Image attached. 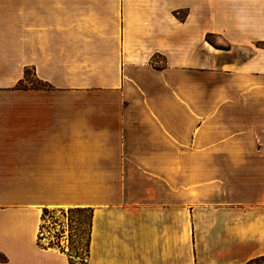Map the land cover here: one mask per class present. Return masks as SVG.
I'll list each match as a JSON object with an SVG mask.
<instances>
[{"label":"crops","instance_id":"1","mask_svg":"<svg viewBox=\"0 0 264 264\" xmlns=\"http://www.w3.org/2000/svg\"><path fill=\"white\" fill-rule=\"evenodd\" d=\"M39 83L27 82V75ZM264 261V30L228 0H0V264Z\"/></svg>","mask_w":264,"mask_h":264},{"label":"rangeland","instance_id":"2","mask_svg":"<svg viewBox=\"0 0 264 264\" xmlns=\"http://www.w3.org/2000/svg\"><path fill=\"white\" fill-rule=\"evenodd\" d=\"M29 84H39L29 72ZM89 213L85 211L45 210L42 212V243L57 246L68 255L70 264H86ZM254 264H264L258 261Z\"/></svg>","mask_w":264,"mask_h":264},{"label":"clouds","instance_id":"3","mask_svg":"<svg viewBox=\"0 0 264 264\" xmlns=\"http://www.w3.org/2000/svg\"><path fill=\"white\" fill-rule=\"evenodd\" d=\"M234 27L244 35L264 30V0H228Z\"/></svg>","mask_w":264,"mask_h":264},{"label":"trees","instance_id":"4","mask_svg":"<svg viewBox=\"0 0 264 264\" xmlns=\"http://www.w3.org/2000/svg\"><path fill=\"white\" fill-rule=\"evenodd\" d=\"M69 211H76V210H69ZM78 211V210H77ZM88 244H89V235H88V238H87V245H86V255H87V248H88Z\"/></svg>","mask_w":264,"mask_h":264}]
</instances>
